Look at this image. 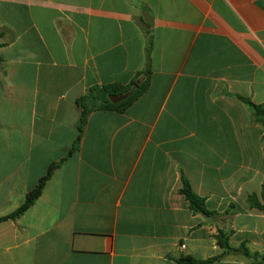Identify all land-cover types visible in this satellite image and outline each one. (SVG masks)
Wrapping results in <instances>:
<instances>
[{
	"label": "crops",
	"instance_id": "1",
	"mask_svg": "<svg viewBox=\"0 0 264 264\" xmlns=\"http://www.w3.org/2000/svg\"><path fill=\"white\" fill-rule=\"evenodd\" d=\"M139 73L81 125L91 88ZM237 96L264 104V0H0V220L55 166L0 221V264L206 260L219 232L261 261L264 127Z\"/></svg>",
	"mask_w": 264,
	"mask_h": 264
},
{
	"label": "trees",
	"instance_id": "2",
	"mask_svg": "<svg viewBox=\"0 0 264 264\" xmlns=\"http://www.w3.org/2000/svg\"><path fill=\"white\" fill-rule=\"evenodd\" d=\"M141 75L143 74H137L136 78L127 85L115 84L108 85L102 88H91L86 96L80 98L77 101L78 105L82 108L81 125L84 124L87 114L91 111L106 110L122 113L127 108H129L130 105L135 102L146 90V80L140 85H137L136 83V79ZM237 98L251 109L256 122L264 127V104L254 105L249 99L242 98L240 96H237ZM54 168L55 166H51L49 168L47 174L43 178H41L36 187L26 195L24 203L14 214L9 216L8 218H4L1 220L13 219L23 214L40 196L41 191L46 181L51 176ZM180 193L185 197L190 205V208L194 212L202 213L207 216L210 215V213L205 209L203 199L196 196L191 191L187 183H184L182 189H180ZM249 203L252 206H255L257 209L264 211V204L260 205L254 203L252 199L249 200ZM217 241L219 247L223 249V253L221 255L206 260H196L192 257L186 256L180 258L177 261V264H213L220 261L225 255H240L247 258L251 262V264H264V258H262L261 261L257 262V256L255 254H251L244 246H240L239 248H232L229 244L228 235L222 232L218 233Z\"/></svg>",
	"mask_w": 264,
	"mask_h": 264
}]
</instances>
